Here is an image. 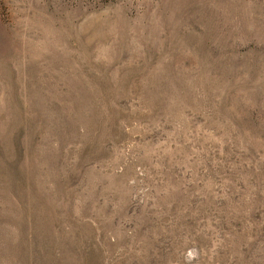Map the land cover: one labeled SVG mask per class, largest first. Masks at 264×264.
<instances>
[{
  "label": "rangeland",
  "instance_id": "1",
  "mask_svg": "<svg viewBox=\"0 0 264 264\" xmlns=\"http://www.w3.org/2000/svg\"><path fill=\"white\" fill-rule=\"evenodd\" d=\"M0 264H264V0H0Z\"/></svg>",
  "mask_w": 264,
  "mask_h": 264
}]
</instances>
